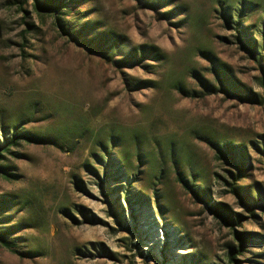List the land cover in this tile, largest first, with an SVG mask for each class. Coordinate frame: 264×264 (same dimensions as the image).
<instances>
[{"label":"rangeland","instance_id":"374dc122","mask_svg":"<svg viewBox=\"0 0 264 264\" xmlns=\"http://www.w3.org/2000/svg\"><path fill=\"white\" fill-rule=\"evenodd\" d=\"M80 1L63 16L76 26L71 38L33 0H0V141L2 126L17 123L58 143L23 140L5 154L17 177L0 175V196L21 202L0 227L15 225L19 250L29 245L36 254L0 244V264H231L236 232L249 239L237 264H264V73L238 39L236 16L225 18L243 0ZM249 1L258 5L245 12L261 28L264 0ZM88 21L161 55L118 66L78 43ZM252 33L262 46L261 33ZM214 66L237 90H223ZM111 134L148 136L144 148L164 169L147 175L149 202L126 200L127 182L104 172L102 146L111 145ZM221 139L245 145L238 148L244 172L219 154ZM115 147L136 150L133 138ZM190 171L208 179V201L182 186L178 176L191 179ZM234 175L248 202L230 192ZM106 186L121 199L120 218ZM215 204L230 211L233 224L215 216Z\"/></svg>","mask_w":264,"mask_h":264},{"label":"trees","instance_id":"16d2710c","mask_svg":"<svg viewBox=\"0 0 264 264\" xmlns=\"http://www.w3.org/2000/svg\"><path fill=\"white\" fill-rule=\"evenodd\" d=\"M80 0H33V7L34 9L40 13V14H47V13H54L55 15V23L56 25L61 29V31L64 34H67L71 38H74L77 29L75 25H71L70 19H65L63 16H69L71 11H74L75 8H77L78 4L80 3ZM163 1L157 0V2L151 1L148 2V4L152 3H162ZM242 5L244 8L242 10L237 6L234 7V10L236 14L232 15V13L225 12V18L228 23L233 22V17L236 16L235 22H233L237 28V31L240 32L241 37L238 38L241 40L242 43H244L245 47L250 50L252 57L255 59L256 62L259 63L261 69L264 73V17H261L262 20V27L258 28L257 25H254L252 23V13H246L247 7L251 8V6H257L258 4L253 3L249 0H243ZM176 9L172 11H164L161 13L162 15H168L169 13H173ZM249 10V9H248ZM264 11V10H263ZM252 12H256L255 8H252ZM81 32H83L82 36L83 39H77L78 43L83 45L85 48L103 56L104 58L112 60L115 64L118 66H129L134 67L135 65L139 64L141 61H137L139 57H142L146 54L149 56H153L156 58H159L161 55L159 52H153V47H148L146 45H142L139 47L131 46L130 43H128L126 40L119 41V37H116L113 35L112 32L109 31H95L99 28L98 22L88 21L82 24ZM93 30L97 34L89 36L88 30ZM259 31L262 35V41H263V47L259 45L258 41L253 37L254 31ZM91 34V33H90ZM85 36V37H84ZM114 55V57H112ZM119 56V57H117ZM148 58V57H147ZM160 60V59H159ZM216 73L219 76V80H221V86L223 90H226V92L235 91L237 88L234 86V83H228V81H224V69L220 68V66H214ZM260 83L264 86V78L260 80ZM181 91L189 92L187 89L181 88ZM245 92L241 93L242 96H244ZM247 94V93H245ZM247 99H250V96L246 97ZM254 100V98L252 99ZM22 125L20 124H12L11 126H2L4 137L3 142L0 141V175H2L6 179L16 178L17 173H10L7 171V168L9 165H6V155L11 153V148L18 146L21 141L25 140L28 142H33L37 144H58L55 142L51 137L49 136H42V135H35L33 133H30L29 131H22L21 128ZM213 138V136H210ZM133 138L134 143L136 144V150L135 153L132 155V153L127 154L121 151L120 149H117L115 146L120 145L121 141H126L128 139ZM148 139V136L146 135H132L127 136L126 134L120 135V134H111L109 137V143L111 144H105L102 146L103 150L106 152L107 159L105 163L102 164L104 168V172L111 176L114 174L118 178L125 180L127 182V195L126 200L128 201H135V202H149V189L152 188L151 186H148L147 183L150 184V180L144 185L145 180L147 179V175L157 177L156 173H162L164 169L159 168L156 164V161L152 156H149L146 151V140ZM152 139H154L152 137ZM214 139V138H213ZM211 140L214 142V140ZM223 145L220 143V140H217L219 144L216 142L215 146L219 149V154L221 156H224L225 158L229 159V162H231L232 165H234L239 172H244L246 170V161L245 156L241 158V161L238 160V148L244 147V144L241 143H232L228 140H223ZM154 142H156L154 140ZM155 150V149H153ZM170 150L174 151V148L170 147ZM161 150L159 149L158 154H160ZM151 157V158H150ZM220 158V156H219ZM96 162V161H95ZM94 163V162H92ZM138 163V164H137ZM145 165L146 168H141L140 165ZM92 170L96 171L94 168H91ZM176 173L179 175L183 173L181 170H179V167H175ZM191 179L189 177H182L178 176V179L182 183V186L185 189H188L189 191L193 192L196 196L202 197L206 201H208V179L198 178L196 179V175L194 172L190 171ZM238 172V175L240 174ZM153 174V175H152ZM185 176V175H184ZM234 175L233 183L227 182V184L230 186V192L233 193L241 202H248L247 201V193L244 192V187H246L244 184H238V181L240 180V177L237 178ZM243 176V175H239ZM188 179L190 181H188ZM101 188H104L101 186ZM124 188L122 185H118L114 188L117 192L122 190ZM105 194L108 198V202L112 206L113 214L120 218L123 216L122 213V203L121 199L117 196L112 195L113 193H110L111 191L107 186L105 187ZM113 190V189H112ZM17 197L15 195L11 196H0V220H6L9 218V215H7V212H11L14 209L18 208V204H20V199H16ZM214 214L217 218L223 220L226 223H234V218L231 215L230 211L223 205V204H215L213 206ZM252 212L254 214V210L252 209ZM7 215V216H6ZM5 229L1 226L0 227V244L7 249L17 252L21 255L26 256H34L36 254V251L31 249L29 245L25 246V250H19L20 244L15 242L14 237L11 236L13 233V229L16 227L15 225H6ZM8 229V230H7ZM237 238H239L241 241L238 246L232 247V252L229 253L228 259L231 264H237L238 259L237 255L242 254L246 249L245 243L248 241V236L245 234H239L236 232Z\"/></svg>","mask_w":264,"mask_h":264}]
</instances>
